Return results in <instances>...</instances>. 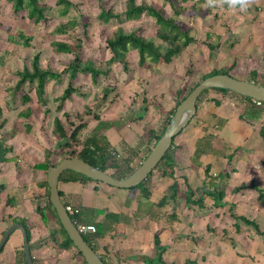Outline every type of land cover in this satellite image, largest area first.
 <instances>
[{"label": "crops", "instance_id": "crops-1", "mask_svg": "<svg viewBox=\"0 0 264 264\" xmlns=\"http://www.w3.org/2000/svg\"><path fill=\"white\" fill-rule=\"evenodd\" d=\"M26 18L29 19L27 14ZM13 31L8 30L10 38L16 32ZM189 34L193 37L191 32ZM211 35L209 33L208 37ZM4 41L14 43L12 39ZM12 47L4 49L8 56ZM190 47L169 65H152L147 72V89L142 86V91H148L150 98H143L144 103L132 112L127 110L128 116L125 111L117 116L115 109L99 116L108 124L116 119L125 123V127L112 125L98 134L105 136L106 148L119 154V158H115L118 173L139 167L153 145L149 131L162 126L167 117L165 111L174 110L182 83L183 66L178 71V63L183 61ZM39 65L48 69L40 62ZM23 69L16 71L12 62L0 59V125L4 124L0 139L13 147L0 163V240L3 233L20 220L31 234L29 244L34 264H84L75 250L60 247L63 236L49 206L47 173L38 168L44 162L58 163L55 155L60 140L54 130V119L62 118L51 113L47 102L41 105L38 98L34 99L31 91L36 93L32 88L26 89L28 83L20 93H15L17 72ZM13 73L17 75L15 79ZM136 83L131 85L132 91H137L138 87L141 90V84ZM23 91L32 99L25 105ZM111 99L108 98L106 107ZM117 99L118 105L124 103L123 99ZM199 99L196 115L174 141L173 176L167 168L157 169L141 188L134 189L115 188L91 180H68L76 176L72 172L64 175L66 180H59L60 198L66 207L80 210L81 224L96 226L105 220L107 212L119 217L110 232L93 241L106 264H264V235L239 218H246L264 232V138L261 135L264 105L249 104L233 94L214 89H209ZM253 105L257 107L251 112L252 118L241 119L240 109L246 106L250 112ZM164 106L170 108L163 109ZM47 110L53 120L43 122ZM159 118L162 124L158 123ZM152 119L158 122L150 127ZM98 123L97 120L89 126L84 134L91 136ZM45 130L53 133L52 146L47 143ZM208 138L212 139L203 142ZM198 147L204 152L196 158ZM206 168H210L214 178H207ZM175 181L179 188L177 198L158 206ZM250 184L262 190L263 196L251 187L233 192L236 187ZM189 188L197 191L194 200L204 196L203 208L187 204L185 196ZM215 188L225 191L222 208L214 207V200L208 195ZM23 248L24 234L17 229L3 247L0 264H23L19 259Z\"/></svg>", "mask_w": 264, "mask_h": 264}, {"label": "rangeland", "instance_id": "rangeland-1", "mask_svg": "<svg viewBox=\"0 0 264 264\" xmlns=\"http://www.w3.org/2000/svg\"><path fill=\"white\" fill-rule=\"evenodd\" d=\"M43 2L48 6L45 13L49 19L35 25L31 19L26 18V9L18 14L11 3L0 0V59L12 62L14 69L18 71L26 66L31 69L32 61L38 54L39 62L43 67L62 73L61 79L53 80L55 82L49 83L46 89L47 105L52 114L61 117L66 123L63 113L57 110V102L54 99L63 92L67 82L64 69L76 56H79L83 62L91 61L102 72L97 79H93L89 74L79 73L74 85L80 90L81 95L73 94L72 100L67 101L63 106V109L67 110L66 113L71 115L70 120L75 121L76 124L81 123L77 114L83 115L82 122H85L84 130L87 129V132L89 126L97 122L95 114L100 116L104 111L115 109L119 113L117 116L124 111L128 116L127 110L131 109L132 112L134 108L137 109V105L144 103L143 98L146 100L150 98L148 91H142V86L143 89H147L149 74L146 67L138 64L137 52L128 53L127 65L112 63V54L107 48L106 40L119 27L126 33L140 28L145 37L152 38L159 44L155 36L157 27L152 18L144 14L136 20H126L125 16H122L119 21L112 19L108 23L99 18L102 9L109 10L113 7L115 12H123L125 0H70L75 7L65 16L58 14L56 0H43ZM137 3L162 9L166 17L179 20L182 29L191 32L197 40H207L217 46L216 49L211 50L202 42L196 46L190 45L192 47L187 55H184L183 61L178 63L177 68L179 71L183 66L182 81L180 79L182 82L180 90L183 91V95L186 96L192 88L203 81L204 76L212 72L213 68L225 70L233 64L235 65L231 69V74L236 79L248 81L252 78L251 72L256 71L258 82L264 83V0H244L246 7L243 8L239 4L235 7L230 6V0H189L188 2L173 0L175 7L181 13L178 16L174 12V7L165 0H137ZM195 5L197 7H194ZM68 18L76 19L77 26L65 34L56 33L57 25L66 22ZM84 24L87 25L86 28L83 27ZM10 29L16 31L11 38L8 32ZM215 32L216 36H214ZM209 33L212 35L208 37ZM25 36L32 37L29 46H24L22 43ZM5 39H12L14 43L11 45L8 41L5 42ZM55 42L68 44L72 51L58 52L53 45ZM10 46H13V49L8 56L4 49L8 50ZM187 70H190L189 75L186 73ZM16 76L13 73V79ZM136 82L141 84V90L138 87L137 91H132L131 85L137 84ZM30 87L27 85L26 89L29 90ZM105 88L112 89L108 95L109 99L112 98L108 108L105 104L108 103V98H104ZM134 94L137 95L138 100L133 98ZM31 95L37 100L33 91ZM118 97L124 100L123 104L118 105ZM175 98L177 99L178 96ZM173 102L176 103V100ZM165 108L170 107L164 106L163 109ZM168 111H165L164 115L167 112L166 116H168ZM44 116L43 122L52 119L50 113ZM161 118L159 122L157 119H152L150 127L156 125V122L162 124ZM108 123L102 121L93 133H103L106 127L112 125L125 127V123L119 119L114 120L113 124ZM84 130L82 139L86 136ZM46 132H48L47 143L52 146V132L49 130ZM177 142L179 143L178 139ZM56 151L55 161L59 162L63 156L62 150L57 146Z\"/></svg>", "mask_w": 264, "mask_h": 264}, {"label": "trees", "instance_id": "trees-1", "mask_svg": "<svg viewBox=\"0 0 264 264\" xmlns=\"http://www.w3.org/2000/svg\"><path fill=\"white\" fill-rule=\"evenodd\" d=\"M14 7V10L16 13L22 12L23 10H27V17L33 21L35 25H38L42 22V20H48L47 14L45 11L47 10V5L43 2V0H8ZM167 3H170L174 7V12L178 16L180 15V11L175 7V3H173V0H165ZM184 2H188L189 0H183ZM57 6H58V14L65 16L68 15L73 7L75 5L70 2V0H56ZM196 6V5H195ZM194 6V7H195ZM146 14L150 18H152L155 22V25L157 27L156 31V39L159 40V44L155 42L152 38L145 37L141 29L138 28L134 31H131L130 33H126L123 28L119 27L116 29V31L107 38L106 45L107 48L110 50L112 54V60L111 62L116 64H128V53L131 51H136L138 55V64L142 67H146V71H150L152 69V65H169L173 60L176 58H179L182 56V54L187 50V48L191 44H198L202 42L203 44H206L208 48L211 50H214L217 48L216 45L210 44L207 40L199 41L195 37L190 36L188 30H183L181 23L179 20L173 17H166L162 11V9H158L152 5H147L145 3L138 4L137 0H125L124 2V11L119 13L115 12L114 8L111 7L109 10L102 9L99 18L102 19V21L108 23L112 19H117L118 21L122 18V16H125L126 20H136L140 18L142 15ZM77 26V20L73 18H68L66 22H60L57 27L55 28V32L58 34H65L71 29H74ZM84 28L87 27V25H83ZM32 41L31 36H25L22 43L24 46H29V43ZM54 47L57 49L58 52H71L69 45L64 42H55L53 43ZM39 55L37 54L34 57V60L32 61L31 69L30 68H24L22 72H17V75L19 77L16 86H15V93H20L21 90H23V86L28 83L32 88L31 90H34L38 102L41 105H46V86L48 83L52 80H59L61 79L62 73L55 72L52 69H43L39 65ZM235 64L231 65L230 68L225 70H213L212 72L208 73L204 76L203 80L217 74H228L231 75V69L234 67ZM64 73L67 77L66 86L63 89L62 94L56 99L57 102V110L60 112L63 110V106L66 103V101L72 100V95H81L80 90L75 87L74 83L77 78V75L79 73H82L84 75H91L93 79H97L101 74V70L98 69L96 66H94L91 61L83 62L79 58V56H76L74 60H72L69 65L64 69ZM187 75H189L190 70L186 71ZM252 78L248 81H253L256 84L264 86V83H259L257 80V72L253 71L251 73ZM197 86V85H196ZM195 86V87H196ZM194 87V88H195ZM192 88L190 92L194 89ZM218 92H222L223 94H233L240 99L245 100L247 103L251 104L253 102V99L249 97H245L242 95H239L235 92H232L230 90L226 89H214ZM112 92V89L105 88L104 89V98L108 97L109 93ZM189 92V93H190ZM208 92V90H205L204 93ZM22 95V103L28 104L32 101L31 97L29 96L28 92L23 91ZM188 93V94H189ZM187 94V95H188ZM186 95V96H187ZM201 95V96H202ZM178 98L177 103L175 105L174 110L169 112L168 116L165 118L162 126L156 130L151 129L149 131V136L152 138L153 145L150 148V151L148 152L147 156L157 143V141L162 137L164 134L166 128L168 127L171 118L174 116L176 109L181 104V102L186 98L185 95H183V91L180 90L178 92ZM200 100V99H199ZM198 100V102H199ZM197 102V104H198ZM264 103L261 104L263 106ZM256 105H253L250 107V112L248 111L247 107L240 109V118L243 120H248L252 118V111H255ZM257 107V106H256ZM49 110L46 111V114H49ZM90 111H88L89 113ZM80 124H76L75 121L70 120V115L68 113H64L63 117H65L66 123L63 122L60 118L54 119V130L59 137L60 140V150H62L63 156L61 157V160L65 158H74L77 157L90 165L96 167L97 169L104 171L111 176L115 178H124L131 173L134 172L136 168H131L130 170L118 173V167L117 160L112 155L111 150L107 147V142L105 136H99L98 134L93 133L91 136H85V138L82 139V132L85 129V122L83 121V115L77 114ZM95 119L98 120V125L100 126L102 121L100 120L99 116H96ZM4 126V124L0 125V129ZM261 135L264 138V124L261 126ZM177 137V136H176ZM174 138V141L176 139ZM212 138H208L204 140L203 142L208 143ZM174 141L171 146V148L168 150V152L163 157L162 161L159 163V165L156 167L157 169L167 168L171 170L172 176H173V168L175 166L174 161ZM202 142V143H203ZM0 163L5 161L6 155L9 152L13 151V147L9 146L5 143L3 139H0ZM204 152L203 149L200 147L197 148L195 157L198 158L202 153ZM146 156V157H147ZM145 157V158H146ZM60 160V161H61ZM143 162V161H142ZM59 163V162H58ZM56 163L55 165H57ZM47 162H44L41 164L38 168H42L46 173L47 170L51 166ZM140 165V164H139ZM154 171V170H153ZM152 171V172H153ZM67 172H72L76 174L75 177H72L68 180H91L94 181L82 174L73 172V171H65L61 177L60 180H66L64 178V175ZM151 172V174H152ZM150 174V175H151ZM205 174L207 178H214L210 175V168H206ZM149 175V176H150ZM148 179V178H147ZM146 179V180H147ZM146 180L138 185L135 188H141L143 184L146 182ZM97 182V181H95ZM101 183V182H98ZM253 188L257 190L260 193V197L263 196L262 190H260L257 186L250 184L248 185H241L239 187H236L233 192H240L241 190L245 188ZM134 189V188H132ZM178 183L177 181L174 182V184L169 188L166 195L161 199V201L158 203V206H164L168 203L170 199H176L178 195ZM197 191H194L193 189L189 188L188 192L186 193V202L188 205H196L200 208L204 207V196H199L197 200H194V196L196 195ZM48 197L50 196L49 190L47 193ZM208 195L214 200V207L222 208L224 206V199H225V191L223 189L215 188L211 190ZM146 196H149L148 193H146ZM9 203V201H8ZM49 206L52 208L53 215L57 219V222L60 226L61 233L63 236L62 242L60 243V247L65 250L73 249L76 251V254L83 259V263L87 264L81 253L77 250V248L74 246L73 242L69 238L67 232L61 225L59 218L56 214V211L52 204L49 202ZM97 213L101 214L102 211H96ZM80 210L79 209H73V212H69V215L72 219V221L76 224H80L79 216H80ZM44 217V216H43ZM242 220H244L246 223H250L255 230L258 233H261L264 235V232H262L259 227L247 220L246 218L239 217ZM119 217L116 214L112 213H105V220L100 223L96 224L97 231L94 234H82L84 240L86 243L92 247L96 252L97 248L93 245V241H96L98 239H101L106 233L110 232L113 229V225L117 223ZM45 221V219H44ZM23 223V221L16 220L15 223ZM5 233V232H4ZM3 233V234H4ZM31 240V234L28 231V241ZM3 249L0 251V254L2 253ZM19 259L22 261L23 264H27L26 256L24 248L19 254ZM104 261V260H103ZM106 264V263H105Z\"/></svg>", "mask_w": 264, "mask_h": 264}, {"label": "water", "instance_id": "water-1", "mask_svg": "<svg viewBox=\"0 0 264 264\" xmlns=\"http://www.w3.org/2000/svg\"><path fill=\"white\" fill-rule=\"evenodd\" d=\"M209 89L230 90L239 95L264 103V86L256 84L253 81L238 80L234 76L228 74L213 75L201 81L181 102L162 137L157 141L149 155L139 167L130 175L124 178H115L77 157L65 158L57 165L51 166L48 169L47 183L50 193L49 201L54 207L61 225L87 264H105V262L100 255L86 243L82 233L78 230L76 224L72 221L66 210V206L62 202L58 190V183L61 175L65 171H73L94 181L115 188L131 189L137 187L156 169L165 154L171 148L174 138L178 136L194 118L197 112V102L199 98L205 90ZM17 229H21L24 234V251L27 264H34L28 241V233L22 224L16 223L5 231L0 240V251L3 249L11 234Z\"/></svg>", "mask_w": 264, "mask_h": 264}, {"label": "built area", "instance_id": "built-area-1", "mask_svg": "<svg viewBox=\"0 0 264 264\" xmlns=\"http://www.w3.org/2000/svg\"><path fill=\"white\" fill-rule=\"evenodd\" d=\"M254 104H256L257 106H261L262 102L258 101V100H253ZM112 155L116 158H119V154L115 153L114 151H111ZM66 210L69 212H73V208L72 207H66ZM78 230L82 233V234H94L97 231V228L95 225H85V224H78L77 225Z\"/></svg>", "mask_w": 264, "mask_h": 264}, {"label": "clouds", "instance_id": "clouds-1", "mask_svg": "<svg viewBox=\"0 0 264 264\" xmlns=\"http://www.w3.org/2000/svg\"><path fill=\"white\" fill-rule=\"evenodd\" d=\"M237 4H239L241 8L246 7L244 0H230V6L235 7Z\"/></svg>", "mask_w": 264, "mask_h": 264}]
</instances>
